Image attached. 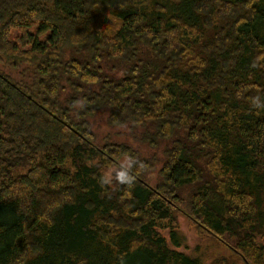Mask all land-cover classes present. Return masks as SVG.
Instances as JSON below:
<instances>
[{"label": "trees", "instance_id": "obj_1", "mask_svg": "<svg viewBox=\"0 0 264 264\" xmlns=\"http://www.w3.org/2000/svg\"><path fill=\"white\" fill-rule=\"evenodd\" d=\"M179 213L264 264V0H0V264H204Z\"/></svg>", "mask_w": 264, "mask_h": 264}, {"label": "rangeland", "instance_id": "obj_2", "mask_svg": "<svg viewBox=\"0 0 264 264\" xmlns=\"http://www.w3.org/2000/svg\"><path fill=\"white\" fill-rule=\"evenodd\" d=\"M18 31H13L16 36ZM102 125V124H101ZM103 130L108 131L107 129ZM105 177L112 179L111 171L105 173ZM177 233L182 246L177 248L192 257H198L204 264L218 262L222 259L230 258V251L215 237L200 231L198 224L184 213L177 214ZM170 243L169 231H161ZM170 246H173L170 243Z\"/></svg>", "mask_w": 264, "mask_h": 264}, {"label": "clouds", "instance_id": "obj_3", "mask_svg": "<svg viewBox=\"0 0 264 264\" xmlns=\"http://www.w3.org/2000/svg\"><path fill=\"white\" fill-rule=\"evenodd\" d=\"M117 179L121 182V183H131L132 178L128 175L127 172L125 171H121L117 174Z\"/></svg>", "mask_w": 264, "mask_h": 264}]
</instances>
